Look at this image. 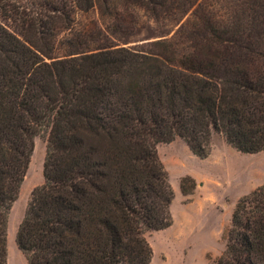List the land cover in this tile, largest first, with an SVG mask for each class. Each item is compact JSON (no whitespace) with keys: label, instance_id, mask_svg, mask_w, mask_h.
<instances>
[{"label":"trees","instance_id":"1","mask_svg":"<svg viewBox=\"0 0 264 264\" xmlns=\"http://www.w3.org/2000/svg\"><path fill=\"white\" fill-rule=\"evenodd\" d=\"M95 9L172 28L131 45L81 26ZM43 133L45 182L16 238L28 264H151L146 234L173 224L175 198L158 144L264 151V0H0V264ZM224 239L213 264H264V184Z\"/></svg>","mask_w":264,"mask_h":264},{"label":"rangeland","instance_id":"2","mask_svg":"<svg viewBox=\"0 0 264 264\" xmlns=\"http://www.w3.org/2000/svg\"><path fill=\"white\" fill-rule=\"evenodd\" d=\"M216 10L224 15L218 5ZM139 14L137 22L129 26H113L112 19L102 16L98 9L80 14L78 21L89 28L108 26L110 38L131 41V45L136 40L155 39L172 28L154 21L142 10ZM173 34L174 30L168 36ZM35 142L20 196L10 212L8 264H28L16 238L33 190L45 182L46 133L39 135ZM158 152L168 171L175 198L173 224L146 234L154 250L151 264H213L226 249L224 231L231 223L238 200L264 184V151L242 153L222 135L215 134L212 152L207 158L195 155L181 138L159 143ZM183 181L189 192L183 191Z\"/></svg>","mask_w":264,"mask_h":264}]
</instances>
